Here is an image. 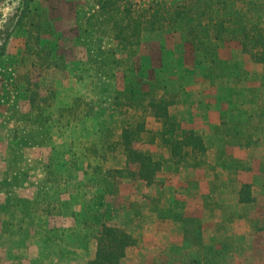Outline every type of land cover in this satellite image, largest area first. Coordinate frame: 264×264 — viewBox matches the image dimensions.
<instances>
[{
    "label": "rangeland",
    "instance_id": "rangeland-1",
    "mask_svg": "<svg viewBox=\"0 0 264 264\" xmlns=\"http://www.w3.org/2000/svg\"><path fill=\"white\" fill-rule=\"evenodd\" d=\"M132 1L149 7L175 0ZM25 5L26 0H0V45L7 44L0 64V264H88L95 251L88 234L102 222L126 225L139 238L124 264H191L193 258L200 264H264L263 66L244 56L238 43L225 42L221 57L243 61L248 73L237 79L211 76L202 52L179 31L144 32L140 45L117 50L114 58L116 43L97 19L96 0H36L33 6L54 27L45 41L69 66L68 72H47L20 61L28 36V27L19 23ZM25 76L38 81L43 92L55 86L59 93L42 116L32 110ZM128 77L178 91L174 113L209 146L210 167L162 175L163 193L185 201L187 211L201 219L202 247L184 241L181 223L149 214L142 203L151 188L143 181L119 180L116 196L96 184L97 162L86 158L85 149L110 119V105ZM77 95L93 114L66 125L59 107L77 104ZM241 128V141L251 137L250 146L231 140ZM238 160L245 168L236 167ZM122 163L123 156L115 153L106 166ZM247 182L254 186V200L241 203L239 192ZM46 194L53 213L44 216L42 208L33 217L32 206ZM62 228L73 236L50 246L48 239L55 234L50 231Z\"/></svg>",
    "mask_w": 264,
    "mask_h": 264
},
{
    "label": "trees",
    "instance_id": "trees-1",
    "mask_svg": "<svg viewBox=\"0 0 264 264\" xmlns=\"http://www.w3.org/2000/svg\"><path fill=\"white\" fill-rule=\"evenodd\" d=\"M35 2L26 0L24 16L19 21L28 27L20 61L24 66L30 63L47 72H68L66 59L58 54L55 45L45 41L44 35L54 33L53 23L44 18L41 8L33 6ZM96 2L99 6L97 19L102 20L101 26L107 29L105 33L116 43L117 48H112L114 58L117 50L126 52L140 45L144 32L179 31L195 50L202 52L203 63L211 67V76L221 74L222 77L234 76L237 79L244 72L248 73L243 61L221 57L220 48L225 42L238 43L244 56L264 68V0H175L166 6L158 3L149 7H138L132 0ZM6 50L7 44L0 45V64ZM25 83L32 110L38 116L55 106L59 97L55 86H49L43 92L42 85L30 76H25ZM178 95V91L164 86L147 85L144 77H128L110 105V119L101 123L97 136L89 142L85 152L86 158L97 162L94 166L88 165L99 172L96 184L107 195L119 194V180L143 181L151 188L142 203L149 209V214L181 223L184 241L202 247L204 229L201 219L187 211L185 201L163 193L166 188L162 177L164 172L210 167L209 146L204 136L196 129L186 127L172 109L180 101ZM74 99L78 100L77 104L68 101L59 107V119L66 121V125L93 114L82 95ZM244 135L241 128L231 135V140L241 146H250L251 137L241 141ZM150 147L156 148L157 152ZM115 153L123 156V163L107 167L111 154ZM237 162L236 167L241 168V162ZM75 168L78 169L77 164ZM253 187L248 182L242 184L239 192L241 203L254 200L251 196ZM50 201L46 194L42 202L35 203L32 206L33 217L39 215L37 211L42 208L47 210L44 216L52 214ZM47 224L48 221L41 227L45 228ZM58 231H50L55 233L48 239L50 246L56 239L65 241L72 235L65 228ZM138 239L126 225L102 222L100 228L88 234L89 243L95 246L88 264H124L130 249L139 243ZM190 262L201 263L194 258Z\"/></svg>",
    "mask_w": 264,
    "mask_h": 264
},
{
    "label": "crops",
    "instance_id": "crops-1",
    "mask_svg": "<svg viewBox=\"0 0 264 264\" xmlns=\"http://www.w3.org/2000/svg\"><path fill=\"white\" fill-rule=\"evenodd\" d=\"M29 220H30V218H29ZM29 220H28V221H29Z\"/></svg>",
    "mask_w": 264,
    "mask_h": 264
}]
</instances>
